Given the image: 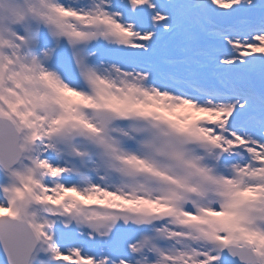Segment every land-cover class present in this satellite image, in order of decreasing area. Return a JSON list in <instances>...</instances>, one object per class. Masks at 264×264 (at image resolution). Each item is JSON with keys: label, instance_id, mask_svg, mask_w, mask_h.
<instances>
[{"label": "snow or ice", "instance_id": "1", "mask_svg": "<svg viewBox=\"0 0 264 264\" xmlns=\"http://www.w3.org/2000/svg\"><path fill=\"white\" fill-rule=\"evenodd\" d=\"M0 264H264V0H0Z\"/></svg>", "mask_w": 264, "mask_h": 264}]
</instances>
